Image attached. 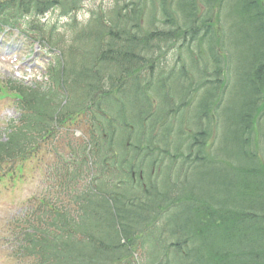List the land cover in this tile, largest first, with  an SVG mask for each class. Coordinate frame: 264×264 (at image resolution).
I'll use <instances>...</instances> for the list:
<instances>
[{"label":"trees","instance_id":"1","mask_svg":"<svg viewBox=\"0 0 264 264\" xmlns=\"http://www.w3.org/2000/svg\"><path fill=\"white\" fill-rule=\"evenodd\" d=\"M83 1L0 0V29L20 26L25 33H30L36 39L45 41L48 46L53 47L56 42L54 38L56 25L49 22L41 23L40 19L47 13L56 10L61 17L73 18V21L67 24L68 30L71 32V41L81 46L85 45V52L80 55L77 62H74L75 57H73V52H70V63L59 72L55 70L56 72H53L52 76L55 82L61 79L62 81L64 80V83L67 80L76 83L84 90L85 95L89 99L96 101V98H102L103 100L106 97H111L114 93V86H118L121 81L135 80L137 72L146 69L148 64L152 63L150 59L159 55L156 53L161 46L168 47L179 40L183 42L182 48L189 46L187 42L195 41V37L201 27L204 30H208L211 27L212 23L210 20L215 4L218 3L216 6L218 9H222L227 5L236 6L237 15L240 20L242 19L243 25L246 26V30L244 28L242 32L250 38L253 45L258 46V50L257 48L255 49V53L259 55L255 67V80L253 81L254 96L257 99L258 106H260L261 101H264V91L262 90L264 88V10L260 5V0H175L180 20L168 19L167 22H164L165 29L143 37H139L141 33L139 32L138 21L136 20L137 22L130 24L131 15L138 17L148 1L153 5L158 1L162 4L163 0L116 2L112 9L108 11L101 9L93 11L90 20L85 25L79 26L74 17ZM203 10L204 12L202 13ZM259 35H261L260 41ZM127 49L129 51L126 53ZM137 49H140V52H137ZM87 54L91 57V65L86 63ZM56 63H59L58 59ZM71 63H74V65L78 64L79 68L76 70L69 69ZM55 67H51V70L53 71ZM129 72L132 76L126 78ZM105 79L111 82L104 85L106 87L103 89L100 84H103ZM134 85L136 93L140 86ZM15 89L22 101L31 97L37 101V110L42 117H51L53 115L52 109L59 114L62 113L63 108H60V106L55 107L50 104L52 108L50 109L47 103L41 104L43 101L37 95L41 96L42 94L38 91L23 86H18ZM124 96L126 97L127 94L125 93ZM96 106L97 104H94L95 108ZM98 106H101V104H98ZM99 114L100 112L96 113V118L99 117ZM111 121L112 118L110 116L99 118L96 132L106 131L110 127ZM239 133L246 136L243 144L249 147L250 132ZM10 142L11 140L7 144H5L6 142H0V161L6 153L13 155L21 153L20 149L16 150L18 143L15 136L12 139V147L7 148ZM229 155L231 158L234 157L232 153H229ZM102 159L108 161L109 157L103 154ZM102 159L101 161L103 162ZM253 160H255L254 155ZM111 161L112 159L109 164ZM101 164L99 163V167ZM102 167L105 169L104 165ZM112 167L120 171L121 182L131 179L125 173V168L121 161H114ZM261 170L257 164L247 170L239 169L238 178L231 182L228 189L225 187L223 195L214 204L202 205V201L198 198L200 196L192 197L193 207L197 213L194 216V220L200 219L202 215L209 218V222L203 227H197L195 233L188 235L187 232L188 236H184L185 243L191 241L192 238L197 240L203 237L204 240L202 242L200 239L196 248H194L195 244L193 245L192 249H194H190L187 259L192 254L195 260L194 264H264V169ZM65 175L71 181L78 177L76 169L71 173L65 172ZM104 180L100 176L97 180L92 178L91 182L94 185L98 183L102 185ZM192 193H195V191ZM208 194L213 195L211 193ZM222 200L224 201L222 202ZM99 203L104 213V218L109 224L107 226L109 230L100 233L99 218L94 220V223H89L88 226L93 233L92 237L99 243L94 250V255L96 256L102 251L109 253L108 246L111 243L106 241L111 239L112 231L117 228L123 231L125 227L137 222L139 217L138 214L135 220L130 222L129 215L127 219L123 215L126 210L130 212L134 209L138 210L139 202L137 198L132 200L128 207V205L125 206L120 201L115 202L112 192L110 194V191H103L99 198ZM218 203L220 204L217 206ZM223 211L224 214L222 215ZM256 220L261 222L254 225ZM186 224L188 225V223ZM227 237L229 238L228 253L225 252ZM257 242H259V250L255 251L254 246ZM245 244L247 245L244 247ZM77 248L78 259L75 264H81L80 257L84 256V251L79 247ZM207 249H209V258L204 253ZM90 260L94 261L95 264L99 263L97 261L98 258L95 256H91ZM47 264L61 263L48 262Z\"/></svg>","mask_w":264,"mask_h":264},{"label":"rangeland","instance_id":"2","mask_svg":"<svg viewBox=\"0 0 264 264\" xmlns=\"http://www.w3.org/2000/svg\"><path fill=\"white\" fill-rule=\"evenodd\" d=\"M112 0H87L84 2L82 10L80 11L78 17L83 19L87 16V11L97 7L98 5H102L103 8H107ZM56 12L52 15H48L47 19L50 22L54 21ZM63 21H60L62 23ZM18 41V42H17ZM1 45L3 46L1 49L2 52L7 49L10 45L14 48L16 53L14 57H12L11 53H7L5 51V55L8 56L10 61H14L17 59V62L14 64L8 63L7 58L6 61L0 60V78L7 76L16 75L17 71H20L19 76L22 77L25 66H30L32 70V75L27 73V78L33 77L36 78L39 76V71L44 67L45 55L39 52V48L33 47L29 48L26 46L21 39L17 38L16 35L0 36ZM20 47H19V46ZM234 61L237 63H233V69H239L243 74L249 71V53L246 49L243 48H233L232 50ZM39 55V56H37ZM37 56V57H36ZM34 57H36V62H34ZM0 58H3L0 53ZM47 60V58H46ZM241 65V66H239ZM14 66H17L18 69L15 70ZM45 72V69L42 70L41 74ZM236 88L233 86L228 92V97L223 106L222 116L231 122L234 120L238 114L240 108V101L238 97L235 95ZM17 117V113L11 103L8 100L0 101V132L3 130V125L10 119H15ZM222 132V131H220ZM77 136L79 134L77 133ZM70 139L75 140L72 134L70 133ZM121 140V139H120ZM36 178L41 180L42 178L38 175L37 170L32 171L30 167H27V173L25 175L24 182H16L11 185L8 181H6L3 185L0 186V227L3 222L10 218L12 215L18 212V209L22 206L25 199L33 193L38 192V184L39 181H35ZM35 179V180H34ZM155 240V238L151 241V243ZM262 245V244H260ZM140 264H144V262L139 261ZM0 264H12L10 259L7 256V253L0 254Z\"/></svg>","mask_w":264,"mask_h":264},{"label":"bare ground","instance_id":"3","mask_svg":"<svg viewBox=\"0 0 264 264\" xmlns=\"http://www.w3.org/2000/svg\"><path fill=\"white\" fill-rule=\"evenodd\" d=\"M213 108H214V111L216 112L218 111V108L216 106H214ZM262 112L264 114V106H262ZM262 120L263 118L260 117L248 123L239 124V123H236L234 120H231V122H229V120L225 118V123L222 125L221 131L222 132H250L249 141L251 143L261 144L263 142L261 140V132H259L258 130H253V127L257 125L259 122H261ZM231 150H239V147L235 144L229 143L227 146L221 149V154L226 155ZM255 163L257 164L260 170L261 169L263 170L264 169V154L255 153V160L253 162V165H256ZM237 174L238 172L233 171L231 175H237ZM243 186H245V184H243ZM225 187L227 189L229 188L227 184H225Z\"/></svg>","mask_w":264,"mask_h":264}]
</instances>
